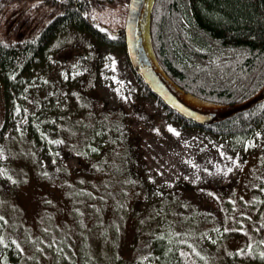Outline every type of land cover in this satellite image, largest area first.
Listing matches in <instances>:
<instances>
[{"label":"trees","instance_id":"1","mask_svg":"<svg viewBox=\"0 0 264 264\" xmlns=\"http://www.w3.org/2000/svg\"><path fill=\"white\" fill-rule=\"evenodd\" d=\"M146 4L149 60L192 101L212 108L238 106L250 101L263 88L264 0H148ZM118 6L127 8V2L0 0V94L4 111L12 104V108L19 109L18 122L23 120L22 129L13 137L10 135V140L6 139L5 151L29 153L28 167L38 174L47 170L42 156L52 167H58L57 154L70 155L82 166L77 174L94 177L96 184L75 181L71 186L86 192L89 211L96 214L91 221L99 228L93 229L92 235L98 238L96 244L101 243L102 248L94 258L95 264H122L117 242L111 239L107 245L105 227L100 226L104 223L101 209L108 196L114 201L118 188L129 191L122 190L121 198L126 200L118 201L120 209L112 208L111 211L115 218L122 216L129 221L131 229H135L133 236L144 244L134 264H233L229 261L232 255L223 258L220 254L225 235L214 237L218 260L213 262L204 261L200 253L192 249L196 244H187L190 231L205 234L202 228L208 224L201 221H208L210 216L205 214L204 219L198 218L194 205L188 204L186 199L180 202L167 194L161 202L147 204L141 212L136 211V203L146 200L149 188L136 171L134 146L125 125L126 114L120 109L97 110L94 107V97L89 92L92 78H89L90 85L87 82L44 84L27 79L28 74H32L30 70L42 66L50 42L67 28H73L77 34H89L102 46L125 51L123 34L111 35L109 29L114 28L108 21L112 19L106 17L110 12H118ZM134 76L140 92L154 98L164 113L181 127L243 140L264 123L262 101L235 111L211 126H197L166 108L141 79ZM14 125L11 114V120H3L0 139L6 134L5 128L9 129L8 133L14 132ZM211 191L207 192L213 195L215 190ZM183 205L187 206L184 210L178 209ZM42 212L48 214L49 210ZM72 218L68 227L72 222L76 227L77 222L83 221L74 214ZM174 221L187 226L186 232ZM109 227L116 230L119 225L114 222ZM46 229L51 235L50 226ZM3 231L11 234L12 228L4 224ZM91 250L89 247V253ZM246 250L244 252L249 253V249ZM8 251L11 252V247ZM76 253L73 264H77ZM49 258L51 264L52 258Z\"/></svg>","mask_w":264,"mask_h":264},{"label":"rangeland","instance_id":"2","mask_svg":"<svg viewBox=\"0 0 264 264\" xmlns=\"http://www.w3.org/2000/svg\"><path fill=\"white\" fill-rule=\"evenodd\" d=\"M117 10L106 14L112 19L111 22L105 18L112 30L123 26L127 8L118 6ZM67 29L50 42L42 66L30 70L32 74L27 79L44 84L87 82L88 85L92 78L89 92L94 97V107L120 109L126 114L125 125L134 146L136 171L149 188L146 200L136 203V211L141 212L147 204L161 202L167 194L180 202L186 199L194 205L198 218L204 219L205 214L212 218L201 221L208 224L202 228L205 234L190 231L186 239L189 246L196 244L192 249L204 261L218 260L214 237L225 235L220 251L223 258L232 255L229 261L233 264H264V123L243 140L181 127L164 113L154 98L140 92L125 51L102 46L87 33L77 34L73 28ZM172 85L188 102L197 104ZM12 107L11 104L4 111L0 94V129L5 118L11 120V114L15 122L14 132L8 133L9 129L5 128L6 134L0 139V264H49V256L51 264H73L75 251L77 264H95L94 258L102 248L101 243L96 244L98 238L92 235V230L99 228L91 221L96 214L89 211L86 192L71 185L75 181L97 182L93 183L94 177L77 174L82 166L70 155L57 154L58 167H52L42 156L47 170L38 174L28 167L29 153L6 152V139L18 133L23 123L22 119L18 122L19 109ZM204 189L215 191L211 195ZM122 190L129 191L118 188L114 201L108 196L101 209L104 223L100 226L105 227L107 245L111 239L117 242L120 262L134 264L144 244L133 236L135 229H131V223L122 216L115 218L111 211L120 209L117 203L122 199ZM186 207L178 209L182 211ZM44 209L49 213H43ZM73 214L83 221L77 222L76 227L72 222L68 227ZM114 222L119 227L111 230L109 226ZM174 223L186 232L187 226L183 227L181 221ZM4 224L12 228L11 234L4 233ZM48 226L51 235L45 232ZM246 249L249 253L244 252Z\"/></svg>","mask_w":264,"mask_h":264},{"label":"water","instance_id":"3","mask_svg":"<svg viewBox=\"0 0 264 264\" xmlns=\"http://www.w3.org/2000/svg\"><path fill=\"white\" fill-rule=\"evenodd\" d=\"M147 1H127L125 24L124 28L121 29L124 35L125 54L133 73L141 79L153 96L157 97L166 108L176 112L182 118L200 126L219 122L223 113L226 114V112H223L219 108L203 107L188 102L165 80L152 62H150L147 43L144 41L143 36V30L146 28L148 20ZM262 101H264V88L250 101L233 107L230 111L245 109L253 103Z\"/></svg>","mask_w":264,"mask_h":264},{"label":"bare ground","instance_id":"4","mask_svg":"<svg viewBox=\"0 0 264 264\" xmlns=\"http://www.w3.org/2000/svg\"><path fill=\"white\" fill-rule=\"evenodd\" d=\"M125 18H126V15H125ZM124 24H125V20H124ZM124 24H123V26L122 27H119V28H117V29H115V30H112V29H109V32H110V34L111 35H114V36H119L120 34H123V32H122V30L121 29H123L124 28ZM144 32H143V36H144V41H146V43H147V29L145 28L144 30H143ZM123 37H124V35H123ZM165 78V80L175 89V87L172 85V84H174L172 81H170L169 79H167L166 77H164ZM172 83V84H171ZM175 85V84H174ZM176 86V85H175ZM177 87V86H176ZM179 88V87H178ZM263 88H264V86H263ZM262 88V89H263ZM180 89V88H179ZM262 89L255 95V96H257L261 91H262ZM176 90V89H175ZM177 91V90H176ZM187 95V94H186ZM254 96V97H255ZM253 97V98H254ZM189 98V97H188ZM186 99V98H185ZM187 100V99H186ZM214 107H216V108H220V109H222L223 110V112H226V114L225 113H223V116H222V118H221V120L223 119V118H225L227 115H230V114H232V113H234L235 111H230V109H232L233 107H236V106H214ZM170 110V109H169ZM170 111H172V110H170ZM174 112V111H173ZM225 114V115H224ZM220 120V121H221ZM195 125H197V126H200V125H198V124H196V123H194ZM211 125H213V124H211ZM211 125H207V126H211ZM3 250V249H2Z\"/></svg>","mask_w":264,"mask_h":264}]
</instances>
